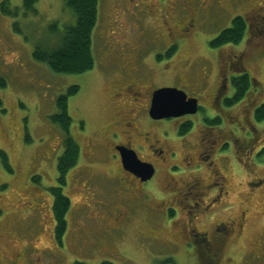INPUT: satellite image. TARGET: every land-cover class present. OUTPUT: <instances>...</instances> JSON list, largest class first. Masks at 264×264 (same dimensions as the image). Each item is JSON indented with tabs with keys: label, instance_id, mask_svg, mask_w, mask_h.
<instances>
[{
	"label": "rangeland",
	"instance_id": "rangeland-1",
	"mask_svg": "<svg viewBox=\"0 0 264 264\" xmlns=\"http://www.w3.org/2000/svg\"><path fill=\"white\" fill-rule=\"evenodd\" d=\"M3 1L0 0V149L7 153L13 171L5 167L0 156L2 251L10 255V238H38L40 245L50 246L52 238L58 242L51 187L59 183L58 159L63 153L65 134L52 116L61 112L57 100L67 86L77 84L79 91L73 98L72 115L75 122L76 117H84L88 128L78 131L75 123L71 125V133L75 128L73 133L82 144V155L77 166L70 169L64 187L65 194L71 199V208L66 217L67 231L62 244L58 242L63 264H74L76 261L100 264L105 260L114 264H205L206 258L202 259L200 255L194 257L183 249V238H178V229L169 224L167 214L136 216L125 231L110 219L97 220L110 214L118 188V183L108 172L117 163L104 157L101 149L92 147L99 141L107 140V126L113 121L106 99L109 78L106 79L107 68L104 65L108 62L102 48L105 36H96L94 69L79 74L56 73L46 62L37 60L34 52L39 46H57L64 27L76 22L66 0H38V12L35 14H25L24 0H10V10L20 7L17 16L2 11ZM105 6L108 8L107 2L102 1L103 9ZM229 9L233 8L230 6ZM52 24L59 30H52ZM230 24L231 20L226 21V26ZM202 37L205 38L204 35ZM144 48L147 53H158L166 58L165 50L156 48L151 42ZM232 51L207 49L203 44L185 45L178 55L168 60L169 65H161L160 68L155 61H149L150 72L145 77L160 85L180 86L176 73L182 79L201 81L199 65L205 59L211 74L208 93L202 103L210 106L209 92L218 80L221 55H230ZM263 55L264 52L259 53V60ZM252 72L261 80L258 89L234 107L225 104V109L219 110L225 119L213 130L215 134L234 142L231 149L222 151L225 154L216 158L219 168L227 175L230 193L226 201L229 209L219 220H236L245 212L244 228L232 237L217 264H255L250 253L258 240L264 242V186L250 194L248 185L252 178L264 177V152L260 155L256 153L251 163L249 158L258 148L257 142L252 141L257 136L264 139V121L256 123L257 128L251 123L254 109L264 102V77L260 76L258 68H253ZM231 73L229 71L228 74ZM182 88L189 91L186 86ZM206 113L210 112L205 111L203 115ZM171 122L165 121L169 125ZM191 132L194 144L199 140V127ZM174 145L180 151L179 143ZM208 171H203L205 180ZM161 182L155 177L148 188L154 192L162 190ZM153 198L161 200L166 196L158 194ZM198 229L210 227L206 225ZM151 231V235L156 234L155 238L149 237ZM100 240L104 247L102 250L98 246ZM104 240L114 242L115 246ZM169 241L177 245L171 246ZM110 248L114 252H110ZM261 264H264V256Z\"/></svg>",
	"mask_w": 264,
	"mask_h": 264
},
{
	"label": "flooded vegetation",
	"instance_id": "flooded-vegetation-1",
	"mask_svg": "<svg viewBox=\"0 0 264 264\" xmlns=\"http://www.w3.org/2000/svg\"><path fill=\"white\" fill-rule=\"evenodd\" d=\"M102 1L107 2L108 8L105 6L103 9ZM238 17L245 27L243 38L237 43L217 42L221 33L231 28L233 20ZM230 20V26H226V21ZM93 34L94 49L96 36H105L102 48L108 62L104 65L107 68L106 79L109 78L106 99L112 110L113 121L107 123V140L99 141L92 147L101 149L104 157L117 163L108 172L118 183L115 205L110 214L97 220L102 222L110 219L125 231L136 216L167 214L170 217L169 224L178 229V238H183V249L194 257L200 255L202 259L206 258L205 264H217L223 258L232 237L244 228L245 212L236 220H219L224 211L229 209L226 201L230 193L227 175L219 168L216 158L217 155L225 154L222 151L231 149L234 142L215 134L213 130L225 119L219 111L225 109V104L234 107L258 89L261 80L254 75L253 68H258L260 76L264 77V55L259 60V53L264 52V0H99V18ZM148 42L165 50L166 58L158 53H147L144 46ZM192 43L203 44L207 49L233 50L230 55H221L218 80L215 88L209 92L210 106L202 103L208 93L211 74L205 59L199 65L201 81L182 79L176 73V81L180 86L160 85L145 77L150 72L149 61H155L160 68L161 65H169L168 60L171 61L185 45ZM229 71L232 72L230 75ZM244 77L249 81L246 87L238 83ZM183 86L189 89V93ZM161 87H177L184 90L188 98H197L198 112L180 117L153 118L150 115L153 94ZM78 91L79 85L72 84L67 86L62 95L67 100L71 125L75 123V128L83 131L88 128L86 119L76 117L75 122L72 115L73 98ZM239 93L243 97L237 100ZM263 103L253 111V126L260 123L255 119V111ZM205 111L210 113L203 115ZM168 120L172 124L165 123ZM184 126L188 129L181 133ZM196 127H199L200 136L192 144L191 130L194 131ZM231 131L236 134L234 129ZM252 142H257L258 148L249 157L250 163L256 153L260 155L264 152V139L257 136ZM78 143L79 163L82 144ZM174 143H179L180 151L175 149ZM120 148L134 150L141 161L151 163L155 168L153 177L143 180L140 175L127 169ZM205 169L209 170L206 180L203 177ZM155 177L163 181V189L155 190L157 192L148 188ZM248 185L250 194H253L264 186V177L256 176ZM155 194H162L166 198L155 200ZM206 225L210 229H198ZM151 234L152 231L149 237L155 238L156 234ZM12 239L10 255L2 251L0 243V264H63L62 250L58 244H62V239L56 238L58 242H55L52 238V246L40 245L38 238ZM104 241L115 246L114 242ZM170 242L171 246L177 245ZM98 246L100 250L104 248L102 240ZM110 250L114 252L113 248ZM252 254L250 256L254 263L261 264L264 256L262 239L258 240Z\"/></svg>",
	"mask_w": 264,
	"mask_h": 264
},
{
	"label": "trees",
	"instance_id": "trees-1",
	"mask_svg": "<svg viewBox=\"0 0 264 264\" xmlns=\"http://www.w3.org/2000/svg\"><path fill=\"white\" fill-rule=\"evenodd\" d=\"M10 0L2 2V11L6 14L17 16L20 7H15L12 11L8 8ZM38 0H24L23 9L25 14H35L38 12L36 3ZM67 6L76 17L74 24L64 27L59 44L53 48L37 47L34 56L37 60L46 62L56 73L79 74L90 71L95 66V51L93 48V33L99 18V0H66ZM51 29L58 31L55 24ZM245 34V27L240 17L233 20V26L225 29L217 38V42L229 43L239 42ZM237 82V81H236ZM235 82V83H236ZM248 78L244 77L238 80L241 86L248 85ZM247 89V88H246ZM242 93V91H241ZM239 93L237 100L243 97ZM57 104L61 110L59 114L52 116V120L61 126L65 134L63 140L64 151L58 159V185L51 187L54 196L53 209L56 219V237L62 239L65 235L68 223L67 214L71 208V199L64 192L67 185V176L71 168L77 165L80 156V145L71 133L72 117L70 115L67 100L64 95H60ZM255 119L258 122L264 121V103L255 111ZM188 129L187 126L181 128V133ZM0 156L5 167L13 171L9 162L8 155L0 149ZM37 180V178H35ZM2 210L0 209V215ZM76 264H88L77 262ZM101 264H114L110 261H104Z\"/></svg>",
	"mask_w": 264,
	"mask_h": 264
},
{
	"label": "water",
	"instance_id": "water-1",
	"mask_svg": "<svg viewBox=\"0 0 264 264\" xmlns=\"http://www.w3.org/2000/svg\"><path fill=\"white\" fill-rule=\"evenodd\" d=\"M197 98H188L187 93L177 87H161L155 90L150 115L155 119L180 117L198 112ZM127 169L149 180L155 173L151 163L141 161L134 150L120 148Z\"/></svg>",
	"mask_w": 264,
	"mask_h": 264
}]
</instances>
